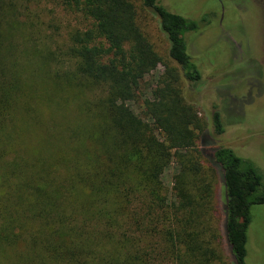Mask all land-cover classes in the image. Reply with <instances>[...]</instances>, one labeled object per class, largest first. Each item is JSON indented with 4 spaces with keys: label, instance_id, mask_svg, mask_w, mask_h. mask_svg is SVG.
Returning a JSON list of instances; mask_svg holds the SVG:
<instances>
[{
    "label": "trees",
    "instance_id": "1",
    "mask_svg": "<svg viewBox=\"0 0 264 264\" xmlns=\"http://www.w3.org/2000/svg\"><path fill=\"white\" fill-rule=\"evenodd\" d=\"M52 1L88 23L63 48L39 0H0V264H246L264 177L228 148L200 149L205 124L180 86L201 81L184 34L208 17L158 0ZM145 12L178 68L150 42ZM211 120L221 136L220 114Z\"/></svg>",
    "mask_w": 264,
    "mask_h": 264
},
{
    "label": "rangeland",
    "instance_id": "2",
    "mask_svg": "<svg viewBox=\"0 0 264 264\" xmlns=\"http://www.w3.org/2000/svg\"><path fill=\"white\" fill-rule=\"evenodd\" d=\"M40 22L44 34L55 47L63 48L70 32L84 30L87 22L74 13L39 0ZM137 1V0H136ZM170 13L187 20L208 17L199 32H187L184 41L187 54L201 75L198 84H189L181 76L180 86L185 102L193 106L205 124V138L198 143L202 151L224 147L250 161L264 177V9L261 0H158ZM150 42L163 61L168 60L169 43L161 32L159 21L150 13L140 17ZM174 68V63L169 62ZM164 73L158 66L147 76L142 88L147 91ZM145 92V91H144ZM139 113L138 106H131ZM218 112L225 132L214 136L211 116ZM175 165L162 175L170 198ZM218 212L222 218L223 193L220 179L216 186ZM223 249L227 255L225 241ZM246 264H264V205L254 209V223L247 239Z\"/></svg>",
    "mask_w": 264,
    "mask_h": 264
},
{
    "label": "flooded vegetation",
    "instance_id": "3",
    "mask_svg": "<svg viewBox=\"0 0 264 264\" xmlns=\"http://www.w3.org/2000/svg\"><path fill=\"white\" fill-rule=\"evenodd\" d=\"M260 3L261 7L264 9V0H261Z\"/></svg>",
    "mask_w": 264,
    "mask_h": 264
}]
</instances>
